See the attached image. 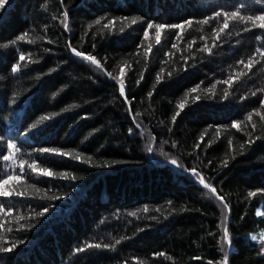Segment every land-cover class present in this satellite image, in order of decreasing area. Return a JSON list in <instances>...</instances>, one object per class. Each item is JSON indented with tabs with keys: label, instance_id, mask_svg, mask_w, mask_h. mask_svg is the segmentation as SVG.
I'll return each mask as SVG.
<instances>
[{
	"label": "trees",
	"instance_id": "obj_1",
	"mask_svg": "<svg viewBox=\"0 0 264 264\" xmlns=\"http://www.w3.org/2000/svg\"><path fill=\"white\" fill-rule=\"evenodd\" d=\"M260 15L0 0V264H264Z\"/></svg>",
	"mask_w": 264,
	"mask_h": 264
},
{
	"label": "snow or ice",
	"instance_id": "obj_2",
	"mask_svg": "<svg viewBox=\"0 0 264 264\" xmlns=\"http://www.w3.org/2000/svg\"><path fill=\"white\" fill-rule=\"evenodd\" d=\"M217 15L219 16L220 14L217 13ZM231 15L233 17H236V16L239 15V13H235L234 12ZM247 19L250 20V21H253V23H255V21H260L261 23L258 26H259V28L264 29V15H260V16H256V17H251L250 16ZM132 22L135 23V20H133ZM187 23H191V22L188 21ZM205 23H207V21H205ZM152 27H153V25H151V24L148 25L149 29H151ZM155 27L157 29V41L159 42L160 30L163 29L165 26L164 25H156ZM174 27L180 28V27H182V25H175ZM225 27H227V24H225ZM145 35L147 36L148 33L145 32ZM20 39H23V37H20ZM76 55L77 56H81L82 53L76 52ZM84 58L89 60V61H91L93 64H97L98 65V62L95 60L94 57L86 56ZM20 59L23 60L24 57L21 56ZM18 69H19V65H14L13 68H12V71L16 72ZM121 71H123V70H121ZM120 91H121V93H123V91H124L123 85H121ZM45 119H48V117H41V121H38L37 123H40V122H42ZM234 126H236V125H234ZM8 148L14 149V148H16V145L9 144ZM41 151H43V152H56L57 150H55V149H42ZM149 151H151V148L149 149ZM60 155H65V153H60ZM10 158L11 157H9V156H4L3 157L4 160H9ZM24 163L25 162H23V161L21 162V165H20L21 169H23ZM172 163L175 164V161H173ZM28 167L33 172L39 171V174L42 175V176H51V175H53V173L50 170L46 169V168L37 169L35 167L34 163L33 164H29ZM21 178L22 177L20 175H17L15 177L7 176L6 178L0 179V197H5V198L11 197L12 196V191H9L5 186L8 185L10 183V181H12L13 179H15L16 181H19ZM201 183H203V180H201ZM205 186L207 187V185H205ZM213 191H215V190L213 189ZM5 211H7L10 214L11 209H6L4 205L0 204V212H5ZM225 237H227V230H225ZM253 239H255V237H253ZM95 247H99V245H95ZM7 250L10 251V249H7ZM225 264H226V261H225Z\"/></svg>",
	"mask_w": 264,
	"mask_h": 264
}]
</instances>
